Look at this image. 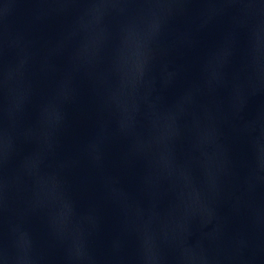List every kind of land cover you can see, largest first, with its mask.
Instances as JSON below:
<instances>
[{
	"label": "water",
	"instance_id": "1",
	"mask_svg": "<svg viewBox=\"0 0 264 264\" xmlns=\"http://www.w3.org/2000/svg\"><path fill=\"white\" fill-rule=\"evenodd\" d=\"M0 264H264V0H0Z\"/></svg>",
	"mask_w": 264,
	"mask_h": 264
}]
</instances>
